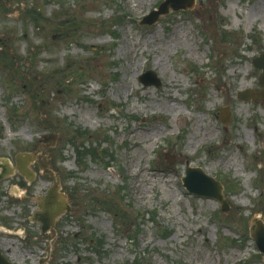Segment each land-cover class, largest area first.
<instances>
[{"label": "rangeland", "instance_id": "374dc122", "mask_svg": "<svg viewBox=\"0 0 264 264\" xmlns=\"http://www.w3.org/2000/svg\"><path fill=\"white\" fill-rule=\"evenodd\" d=\"M160 1L0 0V157L34 151L70 206L52 233L30 219L53 181L38 156L31 181L1 178L12 264H263L249 223L264 220V95L237 92L262 88L264 0L143 21ZM186 165L229 207L188 192Z\"/></svg>", "mask_w": 264, "mask_h": 264}, {"label": "water", "instance_id": "95a60500", "mask_svg": "<svg viewBox=\"0 0 264 264\" xmlns=\"http://www.w3.org/2000/svg\"><path fill=\"white\" fill-rule=\"evenodd\" d=\"M193 3V0H164L161 2L158 6L157 10H152L145 18L144 21H154L158 17V14L165 13L170 6H190ZM252 62L256 66H260L263 68V72L260 74L259 77V83L261 85H264V52L262 53V56H256L255 58L252 59ZM250 95L248 90H244L242 92L238 93V97L242 98H248ZM6 169L2 174H0V177L4 176L6 174ZM190 172V171H189ZM200 175V179L202 183L198 187H194L193 191L198 192V193H209L211 195H214L221 203H222V208L226 209L227 206L224 204V199L222 198L221 192H220V184L216 181H214L211 177L207 176L206 174L202 173V171H197ZM184 184L189 188V183L187 181L184 182ZM195 184V183H194ZM193 184V185H194ZM212 188L213 190L210 192L209 188ZM55 189H56V184H54L50 190H48L47 195H45L43 202L39 203V206L42 208V213H41V219L43 222H45L44 226L48 227V225L53 224V219L55 215H57L60 211L63 210L62 205H58L53 211L50 212V204L49 202L53 199L54 194H55ZM66 208H68L66 206ZM40 219V218H36ZM40 219V220H41ZM48 221V223L45 220ZM44 228V227H43ZM250 235L251 237L255 240L256 247L258 250L263 255V262H264V223L259 219L254 217L251 220L250 224ZM2 259V258H1ZM3 264H9L5 259H2ZM0 263V264H2Z\"/></svg>", "mask_w": 264, "mask_h": 264}, {"label": "bare ground", "instance_id": "6f19581e", "mask_svg": "<svg viewBox=\"0 0 264 264\" xmlns=\"http://www.w3.org/2000/svg\"><path fill=\"white\" fill-rule=\"evenodd\" d=\"M172 100L174 101L173 98H172ZM167 104H168V103H167ZM168 106L171 108V110L176 108V105H174V103H173V104H168ZM207 130H209V129H207ZM207 130H205V131H207ZM204 134H205V133H204ZM229 163H230V162H229Z\"/></svg>", "mask_w": 264, "mask_h": 264}]
</instances>
